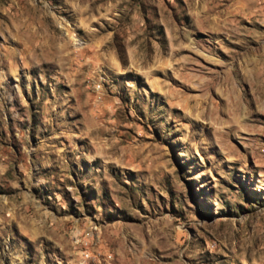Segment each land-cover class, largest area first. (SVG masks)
<instances>
[{"label": "rangeland", "instance_id": "rangeland-1", "mask_svg": "<svg viewBox=\"0 0 264 264\" xmlns=\"http://www.w3.org/2000/svg\"><path fill=\"white\" fill-rule=\"evenodd\" d=\"M0 264H264V0H0Z\"/></svg>", "mask_w": 264, "mask_h": 264}]
</instances>
